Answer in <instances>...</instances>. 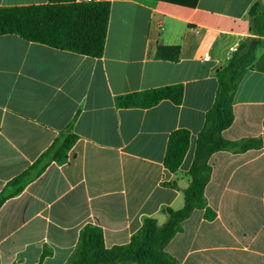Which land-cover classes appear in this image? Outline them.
<instances>
[{"label": "crops", "instance_id": "crops-1", "mask_svg": "<svg viewBox=\"0 0 264 264\" xmlns=\"http://www.w3.org/2000/svg\"><path fill=\"white\" fill-rule=\"evenodd\" d=\"M103 54L89 57L0 35V194L71 123L76 140L63 163L51 162L0 205V264H65L80 237L91 247L126 245L145 218L161 226L165 209L183 206L194 141L217 89L216 72L250 36L255 0H106ZM48 0H0V6ZM157 45L179 46L177 61L155 58ZM207 53V57L204 54ZM182 84L181 103L118 107L115 97ZM228 140L263 137L264 49L237 82ZM185 128L189 148L175 171L163 164L171 131ZM204 187L215 216L194 209L165 250L178 264H264V143L219 150ZM137 264V263H117Z\"/></svg>", "mask_w": 264, "mask_h": 264}, {"label": "trees", "instance_id": "trees-1", "mask_svg": "<svg viewBox=\"0 0 264 264\" xmlns=\"http://www.w3.org/2000/svg\"><path fill=\"white\" fill-rule=\"evenodd\" d=\"M185 6H195L197 0H162ZM109 2L106 0H48L45 4L0 6V35L15 34L26 41L72 51L89 57L103 54ZM246 20L250 36L239 41L231 57L216 72L217 89L212 106L205 113L204 126L197 133L191 164L187 170L189 182L183 190V206L173 210L165 209L167 220L161 226L151 218H145L140 229L126 245L105 249L99 229L91 228L93 242L84 243L80 237L77 253L65 264H178L166 252L169 240L181 230L182 222L194 209H203V218L211 220L215 216L207 206L204 187L209 180L211 167L209 156L219 150L245 151L260 148L263 137L228 140L221 131L233 121L232 99L238 80L253 66L257 55L264 49V0H255L247 9ZM179 46L157 45L155 58L177 61ZM182 84L158 86L115 97L118 107L147 108L167 99L174 104L181 103ZM264 129V119L262 121ZM71 123L55 138L26 170L9 180L0 194V205L9 196L19 193L29 181L40 175L51 163H63L68 151L76 140ZM190 133L185 128L170 132L163 157V164L169 171L180 166L189 148ZM36 264H40L36 263Z\"/></svg>", "mask_w": 264, "mask_h": 264}, {"label": "built area", "instance_id": "built-area-1", "mask_svg": "<svg viewBox=\"0 0 264 264\" xmlns=\"http://www.w3.org/2000/svg\"><path fill=\"white\" fill-rule=\"evenodd\" d=\"M79 1H90V0H79ZM204 56L207 57V53H205Z\"/></svg>", "mask_w": 264, "mask_h": 264}]
</instances>
